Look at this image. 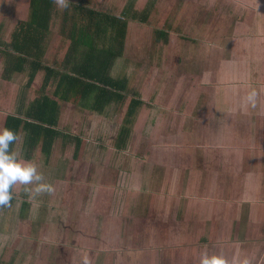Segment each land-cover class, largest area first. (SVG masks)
<instances>
[{
    "label": "rangeland",
    "instance_id": "obj_1",
    "mask_svg": "<svg viewBox=\"0 0 264 264\" xmlns=\"http://www.w3.org/2000/svg\"><path fill=\"white\" fill-rule=\"evenodd\" d=\"M88 1H92L88 5L91 8L119 16L127 8L129 12L135 10L141 15L148 6H153L146 22L129 19L123 56L116 59L112 70L115 77L128 79L129 90L139 93L145 105L127 123L132 94L122 103H113L102 115L89 111L82 104L70 102L72 106L61 101L60 114L63 116L58 129L70 138L68 141L62 137L58 139L49 158L40 147L36 148L32 161L46 179L53 178L52 171L62 172L59 174L62 186L46 180L53 191L39 193L25 191V187L32 188L33 185L17 183L14 186L10 204L0 206V264H26L27 261L37 264L40 248L44 251L42 260L47 264H60L59 261L64 262L63 258H70L76 261L73 264H77L84 256L88 257L86 250L91 252V249L107 245L111 250L110 254H105L106 264H125L119 249L125 254L127 264L168 262L163 253H158L159 259L155 260L154 242L149 241L148 233L152 219L138 224V234L131 236V231L135 230L130 217L133 207H128L126 216L130 222L124 224L126 218L121 205H126L123 208L127 211L126 199L134 195L153 194L162 198L161 186H155L151 193L153 163L163 158V165H167L174 160L173 156H177V164H171L178 170L184 165L182 152L188 139L212 136L214 128L223 129L225 133V128L229 129L232 111L228 105L232 101L234 83L230 77V64L224 61L230 60L234 25L242 19L240 7L224 6L232 0H134V6L130 7V0ZM70 2L79 3V0H68L67 4ZM57 4L61 7L60 3ZM27 11L28 0H0V37L8 40L11 28ZM58 22L60 20L57 19L55 24ZM52 38L51 35L48 39L45 60L56 67L64 66L69 43L61 44ZM2 68L3 62L0 61V127H3L6 115L19 113L23 104H29L42 94L34 83L29 89L27 73L15 74L11 81L5 82L1 77ZM219 73L223 82L215 86V77L217 75L216 80H219ZM42 76L41 73L36 79L38 85ZM54 90L52 85L47 92L53 95ZM185 117L197 118L196 126H186ZM125 129L128 131L126 136L123 133ZM76 137L80 138L78 152ZM123 140L125 148L120 150L117 145ZM13 150L25 159L23 139ZM135 152H140L146 163L140 167L136 163L128 169L130 165L123 164V157ZM111 158L118 170L108 169L110 178L106 180L101 172L109 166ZM85 162L89 166L94 164L93 170L87 168ZM134 175L143 176V182L140 181L130 191L124 187L117 189L114 193L116 199L110 198L118 200L119 206L102 200L103 191H106L104 185L118 187L123 183L121 177L127 176L131 182ZM159 175L157 173V177ZM164 178L162 176V180ZM72 179L77 193L71 189ZM23 215L24 220L20 221ZM133 215L140 217L139 212ZM57 230L63 233L62 239L57 236ZM107 230L119 231L120 234H112L113 237L107 239ZM14 236L23 237V241L15 240L14 244ZM86 243H91V246ZM56 256L59 259L54 261ZM89 262L91 264L93 260L89 259Z\"/></svg>",
    "mask_w": 264,
    "mask_h": 264
},
{
    "label": "crops",
    "instance_id": "obj_2",
    "mask_svg": "<svg viewBox=\"0 0 264 264\" xmlns=\"http://www.w3.org/2000/svg\"><path fill=\"white\" fill-rule=\"evenodd\" d=\"M30 2L31 0H28V11L24 13V17L19 23L30 20ZM57 3L59 0H56V12L51 20L50 36L52 35L53 40L61 41V44L68 42L70 48L72 40L67 32L71 31V26L68 27L64 24L66 22L64 14L67 7L72 4L90 6L92 1L70 2L67 7H59ZM233 5L240 7L241 14L239 16H242V19L235 22V35L231 39L230 45V60L224 61V63L230 64V77L234 83L231 90L232 101L229 105L227 104L232 111L229 129L225 128L227 133L223 129L214 128L215 131L212 136L188 139L182 152V156L185 158L183 163L184 165L186 163V167L183 165L178 170L175 169L176 166L174 167L173 164H177V156H173L174 160L167 165H163V158L157 163L155 161L152 165L153 190H150L153 193L155 186H161L162 198L159 199L153 194L134 195L131 199L129 197L126 199L128 202L127 207H125L127 211L123 208L126 205H121V212L126 218L124 224L130 222L126 216V213L129 212L128 207H133L130 217H132V227L135 230L131 231V236L138 234L136 228L138 224L145 222L146 219H152L148 233L150 235L149 241L154 242L155 260L159 259L158 253H163L164 258L168 259V262L155 264H199L200 256L204 252L209 254L222 252L230 261L247 258L249 264H264V0H232L224 6L230 8ZM62 8L63 10H61ZM151 8L153 9L152 5ZM57 19L60 22L55 24ZM18 24L15 23L11 28L10 35L18 27ZM1 38L4 39V37ZM46 52H48V47ZM46 57L47 53H45L44 58L46 59ZM41 73L43 76L41 84L38 85L37 80ZM112 75L114 76V72ZM43 78L44 74L40 72L33 82L39 94L42 91ZM216 78L218 79L217 75L214 84L219 86L223 82L221 80L223 76L219 73V80ZM29 89H32V85ZM251 92H255L253 101L248 100V95ZM141 100L143 104L140 107L145 105L144 100L142 98ZM67 103L72 105L70 102ZM62 116L61 113L60 122ZM185 121L188 122L186 126H196L197 118L190 119L189 117ZM217 126L219 127V125ZM124 142L123 140L121 144L117 145V148L123 150L125 148ZM190 147L192 148L190 149ZM177 148L179 149V147ZM123 159L124 165L126 163L130 165L127 166L128 169H131V165L136 163L139 167L146 163L140 152L126 154ZM110 160L109 166H105L101 172L106 180L110 178L107 170L117 169L115 162L112 163V158ZM85 164L87 168L90 167L93 170L94 164L91 166L88 162ZM52 173L53 178L46 179L43 176L44 181L52 180L53 185L62 186L63 180L61 181L59 178V174L62 175V172L52 171ZM73 173L76 174V172L71 174ZM157 173L160 174L158 177ZM121 174H123L122 170ZM162 176L165 177L163 180ZM121 179L123 183L118 184V187L106 184L103 188L106 191H103L105 198L103 197L102 200L110 202L115 207L119 206L118 200L116 201L114 197V193H117L116 190L124 188V190H132L135 185L143 180V176L136 177L134 175L131 182L127 176L121 177ZM72 180L71 189L77 193L74 190V179ZM237 192H242V194ZM137 212L140 213V217L133 215ZM24 217L25 215L21 216L20 221L24 220ZM108 230L105 231L107 239L113 237L112 234L116 236L118 233L119 236L122 231V229L120 232ZM55 232L58 237L63 238V233L59 230ZM13 240L15 244L16 241H23V237L16 238L14 236ZM86 244L91 246V243ZM108 246L91 249V252L86 250L88 259L93 260L91 264H106L104 262L105 254H110L111 250ZM119 251L121 260L127 264L125 254L121 252V249ZM43 254L44 251L40 248L37 264H47L42 260ZM21 256L23 257V254ZM54 259L57 261L59 257L56 256ZM63 259L64 262L59 261L60 264L76 262L70 258ZM24 261L23 259L22 262ZM77 262V264H81L82 260ZM6 264H12V262H6ZM26 264H30V262L27 261Z\"/></svg>",
    "mask_w": 264,
    "mask_h": 264
},
{
    "label": "trees",
    "instance_id": "obj_3",
    "mask_svg": "<svg viewBox=\"0 0 264 264\" xmlns=\"http://www.w3.org/2000/svg\"><path fill=\"white\" fill-rule=\"evenodd\" d=\"M130 6H134V0H130ZM150 7L141 15L127 8L119 16L85 5H69L64 24L71 26L67 33L72 45L65 65L56 67L45 63L44 58L56 0H31L30 20L20 22L8 40L0 37L3 80L10 81L15 73H27L28 86H31L38 73L44 74L42 94L29 104H23L19 113L8 114L4 119L3 127L13 129L18 136L10 150L23 139L26 160L33 158L38 147L49 158L58 139L68 141L70 136L58 129L61 101L82 104L102 115L108 106L122 103L132 94L126 118L129 123L143 101L138 93L129 90L128 79L114 77L112 70L116 59L123 56L129 19L146 22ZM52 85L55 90L50 95L47 89ZM123 133L126 136L128 131L125 129ZM76 140L78 152L80 138Z\"/></svg>",
    "mask_w": 264,
    "mask_h": 264
},
{
    "label": "clouds",
    "instance_id": "obj_4",
    "mask_svg": "<svg viewBox=\"0 0 264 264\" xmlns=\"http://www.w3.org/2000/svg\"><path fill=\"white\" fill-rule=\"evenodd\" d=\"M68 0H59L63 7H67ZM255 92L248 95V100L253 101ZM18 138L17 133L8 127H0V206H8L13 199V188L19 183L25 186V191L37 193L53 191L51 184L44 181L43 174L38 170V165L32 160L19 156L10 145ZM83 264H90L87 256L82 258ZM199 264H249L247 258L239 261H230L222 252L209 254L204 252L200 256Z\"/></svg>",
    "mask_w": 264,
    "mask_h": 264
}]
</instances>
